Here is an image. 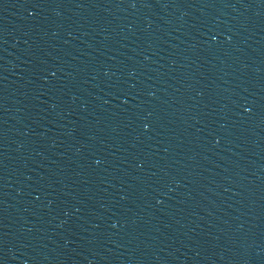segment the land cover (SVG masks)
<instances>
[{
    "label": "water",
    "instance_id": "water-1",
    "mask_svg": "<svg viewBox=\"0 0 264 264\" xmlns=\"http://www.w3.org/2000/svg\"><path fill=\"white\" fill-rule=\"evenodd\" d=\"M12 264H264V0H28Z\"/></svg>",
    "mask_w": 264,
    "mask_h": 264
}]
</instances>
